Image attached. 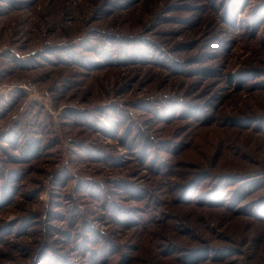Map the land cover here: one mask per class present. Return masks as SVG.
<instances>
[{"label":"rangeland","instance_id":"1","mask_svg":"<svg viewBox=\"0 0 264 264\" xmlns=\"http://www.w3.org/2000/svg\"><path fill=\"white\" fill-rule=\"evenodd\" d=\"M0 264H264V0H0Z\"/></svg>","mask_w":264,"mask_h":264},{"label":"trees","instance_id":"2","mask_svg":"<svg viewBox=\"0 0 264 264\" xmlns=\"http://www.w3.org/2000/svg\"><path fill=\"white\" fill-rule=\"evenodd\" d=\"M26 152H32V153L37 152V145H34V144L30 145L27 148Z\"/></svg>","mask_w":264,"mask_h":264}]
</instances>
